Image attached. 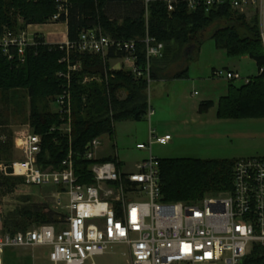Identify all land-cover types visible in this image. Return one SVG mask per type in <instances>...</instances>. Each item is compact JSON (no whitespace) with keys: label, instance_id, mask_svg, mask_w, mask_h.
<instances>
[{"label":"trees","instance_id":"16d2710c","mask_svg":"<svg viewBox=\"0 0 264 264\" xmlns=\"http://www.w3.org/2000/svg\"><path fill=\"white\" fill-rule=\"evenodd\" d=\"M147 8L144 0H68V15L60 22L68 27V41L78 43L84 32L103 33L114 40L136 41L138 65L146 64L145 45L147 33L165 45V56L153 62V80L157 72L166 77L185 78L188 69L170 73L164 65L177 48L201 45L202 33L214 25H223L212 32V38L228 56H249L258 67V75L241 86L231 84L229 93L218 103V117L222 120L264 119V42L260 17L247 20L245 14L232 9L229 3L209 10L189 12L185 4H178L173 12L159 0H150ZM58 13L56 0H0V36L6 31L19 32L31 25H45ZM148 14V19H147ZM19 20L24 25L19 26ZM19 28V29H18ZM36 45L26 50L25 61H10L0 50V90L24 89L31 99V126L42 138L39 166L55 169L62 166L70 150L74 153L76 174L82 183H92L90 166L84 159L88 144L104 135H113L115 124L123 120L141 121L148 116V83L138 79L131 71L109 70V61L122 58L114 48L103 58L101 53L71 52L72 64L80 63L82 70L72 73V134L71 139L59 129L64 121L59 113L51 112L53 103L68 85L69 66L66 46L48 44L42 35H35ZM168 52V53H167ZM15 53V51L13 52ZM263 70V71H262ZM262 71V72H261ZM86 77L105 79L103 84L84 83ZM126 98L120 99V93ZM215 106L213 101L200 104V113ZM55 129V130H54ZM113 162L122 169V163L114 156L98 160ZM160 161L162 200L166 203H193L208 195L233 191V174L236 160L227 159H163ZM11 185L9 179L0 187ZM26 198L25 201H28ZM57 214L48 205H25L8 215L4 222L5 233L15 235L26 232L33 224H53ZM10 250V249H9ZM8 250H6L5 254ZM5 257V255H4ZM243 264H264V247L254 246Z\"/></svg>","mask_w":264,"mask_h":264},{"label":"built area","instance_id":"2783aa9c","mask_svg":"<svg viewBox=\"0 0 264 264\" xmlns=\"http://www.w3.org/2000/svg\"><path fill=\"white\" fill-rule=\"evenodd\" d=\"M58 13L52 18L60 22L68 15V0H56ZM148 8L150 0H144ZM173 12L178 4L188 11L209 10L229 3L234 10L248 7L264 10V0H159ZM148 19V14H147ZM62 23V22H60ZM66 24V23H65ZM30 28V26L28 27ZM264 42V27H263ZM29 31H6L0 36V50L8 60L25 61L26 50L36 45ZM146 64L138 65L136 41L114 40L103 33L84 32L78 43L66 41L69 71L60 76L68 85L54 103L64 121L59 131L71 139L72 73L82 70L72 64L71 52L107 56L114 48L122 53L129 71L148 83L150 95L153 62L165 54V45L147 33L144 40ZM15 51V53H13ZM106 51V54L104 52ZM263 71V70H262ZM261 71V72H262ZM214 76L228 81L243 80L238 72L214 71ZM97 77H86L88 84ZM246 79L245 83H249ZM155 112L149 101L148 117ZM55 130V129H54ZM102 137L86 147L84 159L92 162L89 170L92 183H82L76 174L74 153L70 150L62 170L46 171L39 166L42 138L26 132L20 139L24 159L14 163L12 175L22 177L29 186L54 188V212L59 215L53 224L36 226L15 235L0 227V264L6 250L45 247L53 264H90L115 246H124L130 253V264H243L254 246L264 247V158L238 160L234 166L233 191L208 195L193 203H166L162 200L160 161L153 156L155 143L167 145L171 135L158 136L150 127L148 144L137 148L149 151V157L137 166L136 172H125L113 162L98 161ZM64 210L65 212H60ZM216 218H223L222 224Z\"/></svg>","mask_w":264,"mask_h":264},{"label":"rangeland","instance_id":"374dc122","mask_svg":"<svg viewBox=\"0 0 264 264\" xmlns=\"http://www.w3.org/2000/svg\"><path fill=\"white\" fill-rule=\"evenodd\" d=\"M238 11V10H237ZM240 13L246 15L247 20L260 17L261 32L264 27V10L258 7H248ZM19 26L24 25L19 20ZM60 22L50 20L45 25H31L26 28L32 35L40 34L45 41L51 44L63 45L65 42H56L54 37H45L43 34L54 30ZM223 25H214L202 33L201 45L193 44L184 48H177L169 56L168 61L160 62L157 68L163 71L166 66L170 73H179L188 69L187 77H166L164 72H157L158 80L151 85L150 95L147 97L154 109V116H147L141 121L123 120L115 124L113 135H104L102 145L97 152L98 158L114 156L121 160L122 170L136 172L137 166L149 157V151L139 150V144H148L150 140V126L158 136L171 134L173 141L163 146L153 145V156L156 159H183V158H224L239 159L245 157L264 158V119H247L235 122L223 121L217 127L208 125L205 128L198 126L197 133L182 128L181 134L171 130L173 121L179 122L194 118L191 114L192 106L202 101L212 100L216 103L227 95L231 84L241 86L246 79L258 75V67L249 56L231 57L225 49L219 48L212 38V32ZM19 29V28H18ZM22 31V30H21ZM59 33V30H56ZM64 37V36H62ZM51 38V39H50ZM61 40V37H57ZM49 44V43H48ZM106 54V51L104 52ZM165 56V54H164ZM106 56L103 55V58ZM164 58V57H163ZM161 58V59H163ZM157 59V60H161ZM121 58L109 61V70L129 71ZM237 68L243 80L228 81L225 78L214 76V71H227ZM94 83L103 84L105 79L96 78ZM120 99L126 98V92H121ZM51 112L58 113V108L51 100L48 102ZM26 132H34L31 126V99L29 92L24 89L3 91L0 90V182L9 179L11 185L0 187V227L4 229V222L8 215L25 205H48L55 208L52 193L54 188L41 189L29 186L22 177L12 175L14 163L24 159V152L20 139ZM201 134L202 137L197 135ZM217 134V135H216ZM238 136H235L237 135ZM198 138H197V137ZM209 136L214 138L209 139ZM39 159V158H38ZM39 163V160H38ZM50 166L44 170H62ZM29 198L28 201H25ZM60 212H65L64 210ZM57 215L56 220H58ZM36 227V224L29 226ZM253 250V249H252ZM252 252V251H251ZM250 252V253H251ZM129 250L124 246H115L103 256L94 258L95 264H130ZM89 261L87 264H90ZM4 264H53L49 261V249L45 247L12 248L4 257Z\"/></svg>","mask_w":264,"mask_h":264},{"label":"crops","instance_id":"0c3cea01","mask_svg":"<svg viewBox=\"0 0 264 264\" xmlns=\"http://www.w3.org/2000/svg\"><path fill=\"white\" fill-rule=\"evenodd\" d=\"M57 29L59 30V33H56V30ZM43 35L45 37H47L48 40H49V37H54V39H55L54 41H56V42H65V41H68V27H67V24H65V23L58 24V26H56L54 28V30L49 31L48 33H44ZM58 36L61 37L62 39L59 40V38H57ZM62 36H64V37H62ZM48 43L51 44L52 42H48ZM123 62H125V61H123ZM227 71H230V72H238L239 73V71L237 70V68L227 69ZM156 82H157V80H156ZM206 101H212V100H206ZM206 101H202V102H206ZM214 103H215V106L213 108H211L208 112L203 113V114L200 113V111H199L200 104L197 105V106H192V112H191V114L194 116V118H192L190 120V123L188 121H186V120H182V121H179V122L173 121V125H172L171 130L176 131V133L178 135H180L182 133L181 132L182 128H180V127L186 126L187 127L186 129L187 130H189V131L192 130L194 133H197L198 131H200V130L197 129L198 126L205 128L208 125H213L214 127H217L219 125V123H221L223 121H230V122L239 121V120H222V119H219V117H218V103L219 102L218 103L214 102ZM166 135H171V134L167 133ZM197 136L198 137H202L201 134H199ZM235 136H238V134L235 135ZM209 137H210L209 139L214 138V136H209ZM172 141H173V137H172ZM247 158H253V157H245V158H239V159L238 158L237 159H229L228 157H224V158H219V159H223V160L224 159H227V160H236V161H238V160L247 159ZM259 158H262V157H259ZM98 159L100 160V159H103V158H98ZM197 159H202V158H197ZM209 159H217V158H209ZM209 159H203V160H209ZM119 162H121L120 159H119Z\"/></svg>","mask_w":264,"mask_h":264},{"label":"bare ground","instance_id":"6f19581e","mask_svg":"<svg viewBox=\"0 0 264 264\" xmlns=\"http://www.w3.org/2000/svg\"><path fill=\"white\" fill-rule=\"evenodd\" d=\"M216 220L219 221L221 224H222V222H224L223 218H216Z\"/></svg>","mask_w":264,"mask_h":264}]
</instances>
